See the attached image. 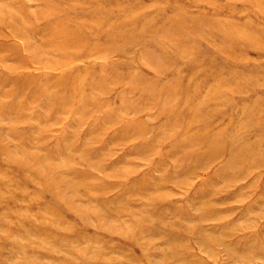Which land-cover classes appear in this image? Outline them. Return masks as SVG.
<instances>
[{
    "label": "rangeland",
    "instance_id": "obj_1",
    "mask_svg": "<svg viewBox=\"0 0 264 264\" xmlns=\"http://www.w3.org/2000/svg\"><path fill=\"white\" fill-rule=\"evenodd\" d=\"M0 8V264H264V0Z\"/></svg>",
    "mask_w": 264,
    "mask_h": 264
},
{
    "label": "bare ground",
    "instance_id": "obj_2",
    "mask_svg": "<svg viewBox=\"0 0 264 264\" xmlns=\"http://www.w3.org/2000/svg\"><path fill=\"white\" fill-rule=\"evenodd\" d=\"M7 5V4H6ZM4 9V7H2ZM0 8V22L3 21L1 14H3L5 11ZM11 12V11H9ZM9 15V14H8ZM7 20V19H6ZM10 21V22H9ZM8 23L11 24V26H13L14 28H17L16 30L19 31V34L21 35H28V32L31 31L29 30V28L27 27V25H31V22L28 20H25V17L21 16V14L17 13L16 15H10ZM4 22V21H3ZM2 22V23H3ZM30 22V23H29ZM6 23V22H5ZM9 24V25H10ZM96 24V23H95ZM21 28V30H20ZM28 28V30H27ZM14 34V33H13ZM126 103V102H125ZM126 105V104H125ZM127 106V105H126Z\"/></svg>",
    "mask_w": 264,
    "mask_h": 264
}]
</instances>
